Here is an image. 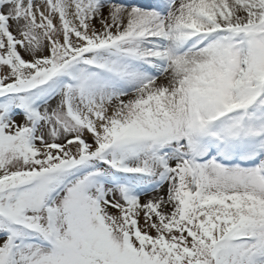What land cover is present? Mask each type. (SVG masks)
<instances>
[{"label":"snow or ice","instance_id":"obj_1","mask_svg":"<svg viewBox=\"0 0 264 264\" xmlns=\"http://www.w3.org/2000/svg\"><path fill=\"white\" fill-rule=\"evenodd\" d=\"M0 264H264V0H0Z\"/></svg>","mask_w":264,"mask_h":264}]
</instances>
